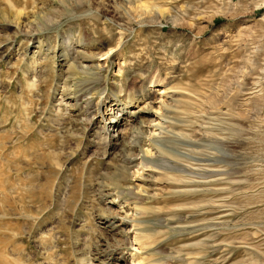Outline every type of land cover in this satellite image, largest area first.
I'll return each instance as SVG.
<instances>
[{
	"label": "rangeland",
	"instance_id": "374dc122",
	"mask_svg": "<svg viewBox=\"0 0 264 264\" xmlns=\"http://www.w3.org/2000/svg\"><path fill=\"white\" fill-rule=\"evenodd\" d=\"M263 16L264 0H0V264H130L135 251L139 264H264V130L253 141H239L242 152L231 165L235 173L212 185L218 192L206 184V190L177 194L173 190L197 189L170 178H201L199 170L185 167L195 162L191 149L206 146L203 141L177 151L185 145L182 132L195 139L188 124L195 118L179 111L187 108L184 102H175L171 111L158 108V116L148 108L141 116L156 117L160 129L170 125L162 139L173 141L176 163L185 167L168 168L159 159L150 169L138 167L150 159L141 155L140 145L155 151L162 135L144 140L141 134L133 145L89 147L93 130L84 120L100 97L112 100L118 90L121 98L141 94L156 78L181 87L180 98L197 101L188 108L201 111L207 86L220 83L229 72L227 60L240 53L233 39L264 31ZM27 28L35 34H25ZM61 50L76 64L88 60L83 64L90 67L82 71L89 74L83 75L99 79L88 94L93 97L78 106L67 97L66 73L57 71L55 55ZM109 50L114 64L96 71L89 53ZM120 68V77L108 74ZM220 96L217 92L214 99ZM263 96L255 98L262 127ZM143 97L121 109L124 117L141 104L156 105ZM133 154L139 157L129 160ZM224 196L238 210L206 227V219L216 214L211 202ZM187 203L208 208H173ZM113 212L128 218L112 235L103 219ZM135 232L144 240L142 248L132 247H138ZM240 240L255 248L236 246Z\"/></svg>",
	"mask_w": 264,
	"mask_h": 264
},
{
	"label": "bare ground",
	"instance_id": "6f19581e",
	"mask_svg": "<svg viewBox=\"0 0 264 264\" xmlns=\"http://www.w3.org/2000/svg\"><path fill=\"white\" fill-rule=\"evenodd\" d=\"M262 19H264V16L262 17ZM258 29L257 30L255 29L254 32L252 31L248 36L244 38L239 36L237 39H233L234 42L232 44V47L234 45L236 50H238L240 53L237 58H234L232 60L231 59L227 60L226 69L229 70V72L223 73V79H221L222 81L220 83H216L215 85L207 86L208 94L206 96V101H204L205 107L201 108L202 109L201 111L200 109L199 110L196 109L192 111L193 109L191 110V108H188V106L192 107L193 103H196L197 101H195L194 97L191 98L185 97L184 99L180 98L179 95L181 94V92H183L182 91L183 89L182 90L179 89L181 87L178 86L172 87L169 84H167L169 81H166L165 79L163 80H161L160 78L159 79L156 78L155 80L150 79L147 82V85L143 88L141 94H136V93L133 95L129 94V96H127L126 98H121L119 97L120 94L118 90L117 94L116 92L112 94L114 95V98L112 100H109L108 98L106 100H102V97H100V101L97 103V105H95L93 108L87 107L88 108L87 112L89 113V115H87L85 119L81 118V120L84 119L89 124L87 130L89 129L93 131L89 134V136L92 137L87 138L86 145L89 147H94V145H96L99 142H102L105 145H109V146H115L118 144L122 145L123 143H128L130 145L131 144L133 145L134 143L132 141L135 140V138L141 134L144 136L143 139L145 138V136H147L149 140L153 138L152 136L155 135H162V137H160V139H162L163 138L162 133H164L165 135L167 134L169 136L168 130L170 129V125L168 130H167L168 125L160 129L156 126V124L159 123V121H156L157 120L156 117L151 119L142 118L141 114L143 112H147L148 111L147 109L150 108L151 111H153V113H155V115L158 116L159 115L158 108H162L165 111H171V109H173L175 106H178L177 104H175V102L178 103L184 102L187 105V108L180 109L179 111L185 112V114L186 113L190 114L195 118L194 120H190L191 123L190 122L188 123L190 127H194V131L193 130L192 131H193V137L195 136V139L192 138V135L184 134L182 130L181 132L183 136L182 135L181 136L185 140V145L179 143V145L182 146L181 149L179 147L177 151L179 150L181 152L182 149H184V146H186V144H187L186 147L188 148L189 145L193 146L195 143H201L203 141H206L205 147H200V148L197 147L196 149L192 148L191 151L189 152L190 155H192V158L194 159L195 162H190L189 166L187 165L188 167H185L184 165L179 163L178 162L179 160L177 161L178 162L177 164L175 159L177 156L176 155L177 151H175L176 148L174 149L171 148V145L173 146V141L170 140L171 138L169 140L171 141L172 144L166 143L167 141L166 138L162 140H158L159 139L158 138L154 142L156 146L155 151H151L149 149L147 150L146 148L144 149L145 144L140 145L139 152L141 153V155L146 156L150 154L149 155L150 159L144 160L145 158H143L142 161L140 162V166L138 167L144 169V166L145 167L147 166L148 167L147 169H150V167L153 166L151 162L159 159L160 162L165 163V166H168V168L174 165L175 167L190 168L191 171H193V169L200 171V173L197 172V174H202V177L201 178L199 177L198 179L187 178V176L186 177L180 176L179 174L178 176L176 175L175 177L171 176L170 178L171 181L172 180L175 181V184L177 185L184 184L188 186L197 187V189H193V188L175 189L176 191L173 190V193L206 190V184L210 185L208 189H213V190L220 189L218 186L213 187L212 185L216 184L217 183L216 181L222 178L223 179L226 178V180H228L232 176L231 174L235 173V170L231 167V165L234 160L233 158L236 157V155L239 152H242V150L240 149L238 150L236 147L239 141H248V140L253 141L254 140L253 138H256L257 134H260L264 130V127H262L263 121L258 122L261 119L260 118L261 113L259 112L260 111L259 99L261 98V96L264 95V80H262L264 79V31H261L260 29L259 31ZM25 31H26L25 34L29 36H33L35 34V32L31 31L29 28H27ZM226 32L228 33L227 30ZM83 44L87 45V43H83ZM109 52L110 50L102 55H98L93 52L89 53V57H91L95 61V64L93 66L96 69V71L99 70L98 72H100L103 70H107L108 66L111 67L112 64H114L112 59L107 56ZM69 56L70 55L66 54L64 50H61L59 51V53L55 55V58L57 59L55 60V63L57 65V71L59 73L62 72L66 73L64 77L66 83L64 82L65 83L64 85L66 87L65 90H67L68 92L67 97L72 98L74 105L77 104L80 105L79 104L81 102L80 100L93 97V96L88 97V94L90 90L94 87V85H96L97 81H99V79L98 78L94 79L92 77H85V75H83L84 73H87V71L85 72L82 71L83 68L90 67L87 64H83L84 61L87 62L88 60L82 59V63L79 62L76 64L74 63V61L71 60L73 58ZM74 65H75V71H71L70 67H73ZM108 74L113 75L117 78L123 74V70L122 68H120L114 70L112 73L108 72ZM107 82L115 83V80L112 77H108ZM159 85L161 86L157 87ZM177 88L178 91H175ZM217 92H221V96H220L221 98H218L216 100L214 99V95ZM139 95H141L142 97L140 98ZM143 95L145 96L147 95L150 97V101L146 103L151 102V104L155 103L156 105L151 107V105L144 106L141 104L142 106L139 105L135 107L133 110L132 109L130 110L129 112L131 113L130 117L127 118L124 117L125 114L122 113L121 109L124 110L128 108V105L138 102V99L144 98ZM259 95L260 98L258 97ZM256 97L259 99H255ZM98 115L100 116V118L97 120L96 116ZM190 115H188L187 117L189 118ZM124 119L125 122L122 121ZM263 119L264 118H262V120ZM183 120L185 121V119ZM180 125L182 126V123H180ZM180 125H178L179 126L178 128H181ZM96 127H98L97 131L94 132L95 131L94 129ZM156 129H158V131H156ZM170 130H172V128ZM180 133H178L177 135L180 136ZM181 141L183 142V140ZM176 146H178V143ZM128 157L129 160H132L138 158L139 156L137 154L136 155L133 154ZM223 161L226 162L222 164L221 162ZM157 165L159 167H163L161 163ZM123 190L125 191V193H132V188L130 186H126ZM120 192H122V190ZM109 200L110 202L113 203L116 200V197L114 198L111 197V199ZM205 204L206 203L199 205L198 203L196 204L187 203L181 205L178 204L177 206L176 205L173 206V208L176 209L178 207L191 208L194 207L195 205L199 206L200 208H205L207 206V204L206 205ZM211 205L216 208V214L206 219V227L208 228L211 227V225H217L225 222L228 218L231 217V215H233V213H235L238 210V208H236L237 206L232 204V202L227 201L225 196L213 200V202H211ZM251 205L252 203L250 202L249 206ZM114 213L116 212L109 213L108 217H106V219H103L104 226L108 227L110 231H113L112 235L114 233H119V231L121 230L120 227L124 223H126V220L128 218V216L126 215L123 216L124 214L120 216V215H115ZM137 213L138 212L136 211L135 212L136 216ZM136 220L140 222L141 219L139 218ZM118 228H120V230ZM133 239L138 244V247H136L132 243V247L134 246L133 249L143 247L144 240H142V236L139 237L138 232H135ZM214 244L215 243L213 242L208 243V245H214ZM229 244L232 243L229 242L227 245ZM234 244L238 247L243 246L248 249L255 248V245H251L249 242H246L244 240L235 241ZM258 246L256 245V248ZM136 253H137L136 251L133 254L130 253L131 254L130 264H139V262L134 261L135 260L134 254ZM119 259L125 260L124 255L120 256ZM246 263L257 264L255 262H252L251 260L247 261Z\"/></svg>",
	"mask_w": 264,
	"mask_h": 264
}]
</instances>
